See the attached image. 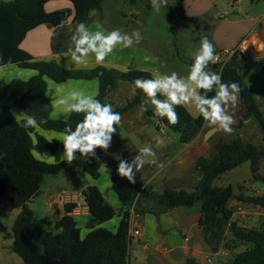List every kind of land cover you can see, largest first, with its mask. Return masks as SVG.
<instances>
[{"label": "trees", "instance_id": "16d2710c", "mask_svg": "<svg viewBox=\"0 0 264 264\" xmlns=\"http://www.w3.org/2000/svg\"><path fill=\"white\" fill-rule=\"evenodd\" d=\"M48 1L0 0V65L16 64L37 71L29 80L14 79L0 87V202L5 200L10 209L20 210L10 233L13 238L12 252L24 264H129L131 208L137 215L152 213L159 218L171 208L190 207L200 203V226L206 242L214 252L222 247L233 249L240 244H248L249 248L239 253L233 264H264V219L258 227L243 226L232 220L233 210L229 207V202L237 199L264 208V195L244 196L235 194L232 186H214V181L220 175L246 162L250 163L253 178L264 181V176L260 173L264 144L258 146L242 138L238 132L230 142L220 140L215 143L208 157L197 159L194 170L199 173V178L192 191L166 188L159 193L149 186L144 187L143 183H127L124 177L117 174L120 163L118 157L108 150L97 148L95 156L86 157L84 172L95 180L101 176L100 164L111 165L112 187L123 206V217L116 231L102 227L103 223L116 216V210L106 201L97 185H89L83 192L92 216L87 224L88 233L84 237L76 219L71 215L77 203L65 204L64 214L56 219L51 228L36 215L31 207L32 199L41 190L48 176L60 174L69 164L65 160L52 164L36 156V152L47 155L63 146L61 140L48 139L38 129L63 134L66 123L74 130L76 123L83 119V113H72L68 120L51 117V101L45 95L49 88L47 78L57 83L98 79L100 87L96 99L110 105L108 95L121 81H128L134 87L133 81L137 78H154L149 71L135 68L122 71L100 65L91 69L66 70L55 60H36L21 48L29 31L43 24L54 27L53 50L64 51L69 44H73L71 36L77 23L86 24L92 12L102 9L104 2L70 0L74 4V12L70 9L48 12L45 9ZM131 1L134 3L136 0ZM167 8L180 19H191L186 15L183 0H176L173 4H168ZM72 18L73 32L67 34L65 29ZM61 21H65L63 27H59ZM170 30L177 36L178 25L175 23ZM213 66L220 72L219 64ZM245 71L242 54L235 52L220 72L223 82L239 84L242 102L246 106V113L235 129L237 131L242 128L255 117L264 130V112L245 82ZM135 92L133 100L120 112L145 102L144 93L140 89H135ZM201 94H204L202 90ZM214 95L215 90L207 93L209 98ZM157 99L163 100L165 97L158 93ZM146 105L147 115L155 116L154 106L150 103ZM14 109L23 111L25 116L19 119ZM175 111L179 115V123L173 126L166 118L157 117V128L160 130L162 124L166 130L176 132L181 143L188 144L198 136L205 121L203 117H193L185 106H176ZM27 116H35V128L21 127ZM77 154L80 155L79 152ZM7 231L8 227L0 221V234ZM189 264L194 262L190 260Z\"/></svg>", "mask_w": 264, "mask_h": 264}, {"label": "crops", "instance_id": "0c3cea01", "mask_svg": "<svg viewBox=\"0 0 264 264\" xmlns=\"http://www.w3.org/2000/svg\"><path fill=\"white\" fill-rule=\"evenodd\" d=\"M170 1L173 4L176 0ZM183 6L187 17L205 29L207 38L214 45L215 54L225 49L240 51L242 61L246 65L245 82L257 98L261 110L264 112V53L260 52L254 45V43H264V0H183ZM45 9L48 12L63 9H70L74 12V4L70 0H49L45 5ZM132 18L134 20L133 14ZM105 19L106 16L102 7V9L92 12L86 25L91 32L101 30L107 34L113 28L105 24ZM72 20L73 18L65 29L67 34L73 32ZM54 32V27L46 24L40 25L28 32L21 44V48L30 53L36 60H55L65 67L64 65L68 58L63 57L62 54L72 48L73 44H69L64 51L55 52L52 46ZM245 41L248 42L245 45L247 48L242 51L241 46L244 45ZM89 59V66L72 65L70 69H91L101 65L122 71H127L131 68L145 70L152 73L153 76L157 74L170 75L172 72H177L181 77H186L190 71V69L186 70V67L176 66L174 63L171 69L152 49L141 44L132 45L128 48L117 45L103 64L95 63L94 54L90 55ZM209 69L218 71L211 64ZM36 74L37 71L23 68L16 64L0 65V87L7 85L14 79L29 80ZM47 82L49 87L52 86L55 96H66L72 90H79L85 94L94 95L96 98L100 87L98 79H79L57 83L47 78ZM135 95L136 92L133 85L128 81H121L118 87L109 93L108 101L115 112H120L133 100ZM239 95L240 102L233 110L236 123L233 125L234 131L231 134L209 127L205 122L198 136L188 144L181 143L178 135L171 140L161 139L159 133L152 137H149L148 134L144 135L143 144H145L146 140V146L156 150L159 148L163 155L157 153L162 159L155 154L156 163H145L141 169L142 173L134 168L136 180L135 183L131 184H139L149 178L150 182L165 179L174 181L178 185L183 184L186 186V182H188L189 186H194L199 178V173L194 170L197 159L208 157L212 146L218 141H232L237 132L242 138L262 146L264 144V130L255 117H252L242 128L237 131L235 129L239 125L242 116L246 113V106L242 102L240 93ZM50 101L52 105L51 117L58 120H68L70 116L64 115L60 108L55 107L51 98ZM185 107L193 117L197 118L196 109L191 102ZM147 109V105L142 103L120 112L122 121L119 125L135 131L137 125L144 121V114L147 113ZM227 112L232 114L230 105L227 108ZM19 114V118L25 116L24 113ZM38 130L48 139L57 138L61 141L63 139V135H60L62 133L41 128ZM166 133L162 135H166ZM158 138L164 141L163 145L159 147L157 146ZM136 148L137 143L135 140L126 137L116 143L110 142L107 150L115 154L119 162L123 160L131 164L134 158L140 154L139 150H135ZM75 155L76 159L62 171L68 170L69 172L68 178L65 180V184H68L69 187L57 183L55 189H50L39 200L37 197L42 193L41 187V190L32 199V209L51 228L56 219L64 214L65 204L77 203V207L71 215L74 216L79 227L83 224L88 230L87 224L92 216L83 192L89 185H97L106 201L115 208L116 215L119 217V220L113 224L108 225L106 223L109 221H107L102 224V227L116 231L123 217V206L118 195L114 192L112 182L111 184H106V187L103 188L102 184L98 183V180L95 181L83 172L84 184L79 185L77 172L84 171L87 158L81 157L77 153ZM107 168L112 174V168L110 166H107ZM151 170L158 172L146 177V174ZM110 172H107L108 175ZM260 173L264 176V160L261 163ZM144 184L148 186L149 183L145 182ZM214 186H232L235 194H243L244 196L264 195V181H258L253 178L249 162L220 175L214 181ZM70 187L73 189H70ZM229 207L233 210L232 220L239 222L243 226L258 227L262 219H264V208L259 205L233 199L229 202ZM5 208L10 209L7 202ZM9 211L11 221L7 224L8 231L0 234V264H24L22 259L11 250L13 244V238L10 235L11 228L20 210ZM37 212L41 213L42 216L40 217ZM201 217L202 208L200 203L190 207L179 206L171 208L162 213L159 218L152 213H146L143 216L137 215L131 208L129 264H189L190 260L194 264H233L236 256L249 248L248 244H240L233 249L222 247L218 252H214L204 238L203 230L200 226ZM136 229L140 231V235H134V230Z\"/></svg>", "mask_w": 264, "mask_h": 264}, {"label": "clouds", "instance_id": "9594fccd", "mask_svg": "<svg viewBox=\"0 0 264 264\" xmlns=\"http://www.w3.org/2000/svg\"><path fill=\"white\" fill-rule=\"evenodd\" d=\"M154 11L159 12L161 8L168 5V0H150ZM65 21H61L59 27H63ZM142 39L137 29L129 34L122 33L115 29L107 34L97 30L91 32L88 26L77 23L71 36L73 47L69 48L62 55L67 59L65 69L70 70L72 65L87 67L90 64V55L94 54L95 63L103 64L110 53L117 45L125 48L139 43ZM255 41V38L253 37ZM248 42L241 46L242 51L246 50ZM257 49L264 53V43H254ZM218 60L215 54L214 45L207 37L202 38L200 47L194 54L193 63L186 77H181L177 72L170 75H155L152 79L137 78L133 81L134 89H140L146 99L144 103L154 106V115L166 118L173 126L179 123V115L175 111L176 106H186L190 102L194 105L197 117H203L206 125L222 130L226 134L234 131L233 125L234 109L240 102V86L238 83H225L222 81V74L209 69V65L216 64ZM203 91V95L201 94ZM215 90L211 98L207 93ZM165 99H157V94ZM54 103V106L61 109V112L70 116L72 113H83V119L76 123L72 130L70 124L66 123L63 132V160L71 163L76 159V153L81 157L95 156L97 148L106 151L110 146L112 135L116 132V126L122 121L120 113L115 112L110 104H103L94 95L85 94L83 91L72 90L66 96H55L52 86L45 92ZM232 108V114H228V106ZM46 123V121H41ZM37 120L35 116H27L21 127L35 128ZM164 141L157 140V146L163 145ZM131 164L121 160L117 174L125 177L128 181L135 183L136 171H141L145 163L154 164L155 152L152 147L141 148ZM147 158V159H145ZM107 172L110 170L105 164H100ZM147 185L144 184V187Z\"/></svg>", "mask_w": 264, "mask_h": 264}, {"label": "rangeland", "instance_id": "374dc122", "mask_svg": "<svg viewBox=\"0 0 264 264\" xmlns=\"http://www.w3.org/2000/svg\"><path fill=\"white\" fill-rule=\"evenodd\" d=\"M171 3L172 2L168 0V4ZM102 7L106 16V25L112 27L113 30L125 28L124 30L120 31L129 35L138 29L141 33L142 39L139 43H134L133 45L141 44L144 47L152 49L162 61L166 62L167 66L171 69L172 64L174 63L176 66H181L183 68L186 67V70H189L190 66L192 65L194 54L200 47L202 38L208 37L205 29L199 26L198 23L176 17V14L169 11L167 6L166 9L161 8L159 12L154 11L151 7L150 0H136L134 3L131 0H104ZM132 14L134 15V20H132ZM175 23L178 25L177 36H175L170 30V27ZM14 112L18 118L20 117L19 113L23 114V111L19 109H14ZM157 124L158 118L156 116H148L146 113L144 114V121L137 125L135 131L126 128L125 126L118 125L116 132L112 135L111 142L116 143L122 138L129 137L130 139H134L137 143V148L135 150L138 151L146 146V140L145 144H143L144 135L146 136V134H148L149 137H152L153 135L159 133L160 138L163 140H171L173 137H177L178 134L172 130H166V135H162L157 129ZM63 151L64 148L60 149L57 153L55 152L47 155H40L36 152V156L48 163L57 164L64 161L62 157ZM153 151L157 156L163 155L159 148L158 150L153 149ZM157 152L161 154L158 155ZM105 165L111 167L110 164ZM83 172L84 171L82 170L77 172V182L79 185L84 184L83 174L85 172ZM140 172L142 173V171ZM157 172L158 171L151 170L146 174V177ZM68 174L69 172L66 170L59 175L48 176L46 183L42 186V193H40L37 198L41 200L43 195L47 194L50 189L52 190L56 188L57 183H61L62 185H65V187H69L68 184H65ZM111 175V172L108 175L107 171L102 167L100 176L101 178L99 177L98 179H95V181L98 180V183L102 184V187L105 188L106 184H111ZM124 179L127 183H132L128 181L127 178ZM135 180L136 176H134V181ZM145 182L147 184L149 183L148 186L152 188L154 192L159 193L166 188L186 189L188 191H192L194 188L193 185L189 186L190 184H187L188 182H186L185 186L183 184L178 185L174 181H167L165 179L153 180L150 182L149 178H147L142 181V183ZM70 189L73 188L70 187ZM5 206V200L0 202V221L7 226V224L11 221V214L9 213V210L12 209H6ZM37 213L40 215V217L42 216L41 213ZM118 220L119 217L116 215L106 224L111 225ZM80 227L82 229V237L86 236L88 230L83 224H81Z\"/></svg>", "mask_w": 264, "mask_h": 264}, {"label": "built area", "instance_id": "2783aa9c", "mask_svg": "<svg viewBox=\"0 0 264 264\" xmlns=\"http://www.w3.org/2000/svg\"><path fill=\"white\" fill-rule=\"evenodd\" d=\"M235 52L240 53L239 50L225 49V50H223V51H221V52L216 54L217 57H218V60H217L216 64L220 65V69H219L220 72L223 69L224 65L229 61V59L232 57V55ZM158 123H159V121H158ZM159 131H160L161 134H165L166 133V129L164 128V126L162 124H160V130ZM134 235H140V231L138 229L134 230Z\"/></svg>", "mask_w": 264, "mask_h": 264}]
</instances>
